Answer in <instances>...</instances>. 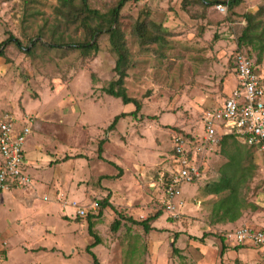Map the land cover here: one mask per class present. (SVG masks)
<instances>
[{
    "label": "rangeland",
    "instance_id": "obj_1",
    "mask_svg": "<svg viewBox=\"0 0 264 264\" xmlns=\"http://www.w3.org/2000/svg\"><path fill=\"white\" fill-rule=\"evenodd\" d=\"M117 1L87 0L100 16L85 24V11L77 20L71 11L77 7L79 12L81 0H0V115L11 113L19 121L30 116V149L44 143L45 152L55 155L50 163L71 171L64 183L74 188L68 192L72 196L64 193L61 201L99 205L85 216L66 208L61 224L55 214L46 217L56 206L40 199L47 192L43 187L33 205L10 204L2 217L15 233L0 264H264L262 248L226 239L241 226L264 230V163L256 153L255 177L242 189L254 207L238 220H209L212 203L224 194L205 191L226 162L222 145L199 158L202 177L181 185L170 200L173 208L163 204L164 181L180 168L175 139L195 145L204 112L224 101L225 77L232 72L237 38L247 22L244 12L255 15L261 36L254 47L238 49L264 75V0L227 5L226 13L215 9L224 0H207L208 5L202 0L126 1L114 27L121 28L128 51L123 87L140 104L135 114L132 102L103 91L117 77V55L106 32L91 34ZM139 22L146 31H159V40L142 43L134 32ZM87 41L96 45L87 54L74 46ZM120 113L125 116L110 129ZM157 212L145 231L139 222ZM115 219L121 223L116 231L111 228ZM42 224L52 226V232L47 230L52 237L41 236ZM36 243L45 250H29Z\"/></svg>",
    "mask_w": 264,
    "mask_h": 264
},
{
    "label": "built area",
    "instance_id": "obj_2",
    "mask_svg": "<svg viewBox=\"0 0 264 264\" xmlns=\"http://www.w3.org/2000/svg\"><path fill=\"white\" fill-rule=\"evenodd\" d=\"M215 9L226 13L227 4L217 3ZM232 63L236 84L220 106L204 112L202 135L197 143L190 146L183 137L175 139L174 154L180 168L164 181L167 200L165 198L163 204L167 210L173 208L170 200L179 194L184 182L202 177L200 167H196L199 158L216 147L218 149L225 135L235 136L264 163V75L258 73L254 61L243 52H235ZM30 124V116L19 121L11 113L0 115V191L11 185L19 188L32 186V178L23 168L24 143L31 132ZM67 205L73 207L79 216H85L89 211L95 213L99 207L97 201H92L88 207L74 200ZM234 230L226 237L230 242L264 250V230L242 226ZM7 247L8 241L0 233V252L6 251Z\"/></svg>",
    "mask_w": 264,
    "mask_h": 264
},
{
    "label": "trees",
    "instance_id": "obj_3",
    "mask_svg": "<svg viewBox=\"0 0 264 264\" xmlns=\"http://www.w3.org/2000/svg\"><path fill=\"white\" fill-rule=\"evenodd\" d=\"M63 4L66 2H70V0H60ZM128 0H118L116 5L113 6L108 14L103 18L102 24L101 22H97L96 26L92 28V38L96 33L106 32L109 35V42L111 44L112 50L116 53V62L114 70L117 74V77L114 80L109 81L107 87L103 88V91L111 95L115 98H120L123 103L132 102L135 105V111L132 114H135L139 111L140 104L135 99L128 97L125 94V90L123 87V81L125 77V70L123 69L127 64V56L128 51L125 45V42L121 38L123 37V32L121 28L114 27V23H116L117 18L119 16V11L124 3ZM205 5L211 4V1L202 0ZM242 0H224L218 1L217 3H225L228 7L234 8L241 3ZM81 6L84 8L82 10ZM74 16V20L79 19L80 15L85 11L87 13L86 17L89 23L92 20H97L100 16V13L97 9H91L88 7L87 0H81V5L79 8V12L77 7L74 10H71ZM243 17L246 19L245 27L243 28L241 34L237 38V49L235 52H243L241 48L247 44L254 47V43L258 40V37L261 36V31H258V27L256 26L255 15L248 14L247 12L242 13ZM135 34L139 38L142 43H154L157 42L160 38L159 31H146L145 24L139 22V24L135 27ZM153 35V33H155ZM5 43V42H4ZM17 45H19L17 43ZM79 48L82 52H87L92 47L95 49V42L91 43L89 41L82 42L74 45ZM263 46H261L260 51L263 50ZM3 51L0 50V55H2ZM245 53V52H243ZM87 54V53H86ZM246 54V53H245ZM260 60V58H259ZM233 65V63L231 64ZM3 114V113H2ZM1 114V115H2ZM125 116L124 113H120L113 118V122L110 125V129L114 127L116 121L121 117ZM231 141L230 144H227ZM100 142H103L101 140ZM99 142V149L101 151V144ZM220 145H222V151L225 154L226 162L220 168V176L216 181H212L205 186V191L207 194L213 195H221L218 199H216L212 203L209 220L211 223H225V222H233L238 220L248 208H253L254 205L247 202V198L245 192H243V188L247 190L248 183L252 181L256 174V165L253 162V150L247 147L245 144L240 142L233 135H225L222 137L220 141ZM219 145V148H220ZM226 145L230 146L226 148ZM246 146V147H245ZM220 150V149H219ZM255 153V152H254ZM247 184V186H246ZM107 200V199H106ZM103 200V204H107V201ZM159 212L155 213L153 216L140 221L139 223L143 226L145 231H148L151 227H149V220H155L159 217ZM136 223V221H133ZM89 223V232L92 233L91 230V219H88ZM119 219H115L111 225L113 230H116L119 227ZM223 239V237H222ZM174 243V241H173ZM172 243V244H173ZM94 244V243H93ZM224 248V246H222ZM95 258V262H96Z\"/></svg>",
    "mask_w": 264,
    "mask_h": 264
},
{
    "label": "crops",
    "instance_id": "obj_4",
    "mask_svg": "<svg viewBox=\"0 0 264 264\" xmlns=\"http://www.w3.org/2000/svg\"><path fill=\"white\" fill-rule=\"evenodd\" d=\"M245 9L247 10V7ZM256 69H257V66H256ZM231 70H232V67H231ZM224 82H226V87H227L226 96H227L230 93V90L236 84V76L233 73V70L230 73V75L228 74L227 77H225ZM27 139L28 138H26L25 143H24L25 159H24L23 168L25 172L31 175L32 186L30 188H19V187H15L11 185L8 188H5L0 191V217L3 219V224L0 226V233L8 241V247L6 251L0 252V257L7 256L8 249L10 248V242H9L10 236H12L13 233H15L11 228L10 229L7 228L6 218L4 220L5 215L2 217V213L5 212V209H7L10 204H16L19 201H22L23 203H27L29 206L33 205L32 204L33 200H36V198H38L39 188L43 187L45 191L47 192H44L40 199L45 201L46 204L48 205L56 206L55 211L51 210V211L46 212V217H48L49 215L52 216L55 214L56 217L58 218V221L61 224H64L65 219L61 217V215H64V216L66 215V213L68 212L66 211V208H72L73 212H75V209L73 207L67 205V203L70 200H67V201L66 199L64 201L62 200L64 208L61 207V205L59 204L60 202H62L61 196L62 195L64 196L65 195L64 193H67L69 194V196H72L68 192H71L72 191L71 189H74V188L67 186L64 183L66 180L69 179L71 175V171L65 169L63 166H61L60 163H56V164L50 163V162H53L55 155H53L51 151H50L51 153L45 152V149L47 148H44V145H45L44 143L42 144V143L36 142L30 149V144H29V141H27ZM56 150L57 148H55L54 151ZM39 166H45V167L50 168L51 169L50 173L48 172L45 173V172L40 171ZM186 187L191 191V193L194 192V189L192 187H189V186H186ZM31 224H33V221H31ZM120 224L121 223H119V227H120ZM28 227H30V225L25 226V228H28ZM51 228L52 226L50 224H42L40 226L41 236L44 238L48 237L49 234L51 236V232H52ZM48 229L51 232H48L47 231ZM55 246H57V242L55 243ZM25 249L28 250V248H25ZM29 250H35L39 252L45 249H44V245H40L39 243H36V245L31 246Z\"/></svg>",
    "mask_w": 264,
    "mask_h": 264
}]
</instances>
